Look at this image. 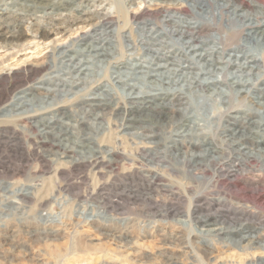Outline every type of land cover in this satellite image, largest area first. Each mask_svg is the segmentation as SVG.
<instances>
[{
  "label": "rangeland",
  "instance_id": "rangeland-1",
  "mask_svg": "<svg viewBox=\"0 0 264 264\" xmlns=\"http://www.w3.org/2000/svg\"><path fill=\"white\" fill-rule=\"evenodd\" d=\"M124 1L88 0L86 7L92 14L91 22L97 21L99 18L96 14H99L102 17L104 15L109 19L113 18V23L106 28L107 35L101 34L100 30L103 29L101 26L92 30L89 25L80 29L74 26V29L56 35L58 39L56 42L65 45L71 44L79 35L80 40L81 36H85L81 41L77 40V43L71 46L72 49L63 47L67 51L65 56L61 55V50H57L59 47L51 51L54 43L49 39L43 43L30 39L17 53L9 49V45L0 43V264H121L123 261H127L128 264H264V209H253L250 204H243V207L254 212L253 217H260L262 227L252 232V236L259 242L257 244L242 240L237 235L223 237L208 234L206 229L212 226L201 227L198 224L193 225L202 229L201 235H188L186 228L191 222L185 223L186 212L197 204L209 201L217 195L216 198L226 197L227 205H230L228 203L236 202L235 196L245 191L259 197L264 193V184L246 190L238 188L230 190L225 185L212 190L206 185L209 177L203 178L199 180L198 185L193 184L189 196L180 197L178 207L181 213L175 217L164 218L162 219L164 223H161L138 216L147 204L142 199L134 202V175L124 173L123 166L130 164L124 156L120 155L117 158L116 155L110 154L109 157L115 162L98 173H95L96 170L91 166L72 168L74 166L72 157L88 159L98 147L108 150L115 146L126 153L134 150V141H141L142 130L131 128L128 131H121L119 125L123 120L113 108L117 104L129 106L131 98L137 96V92L144 94L180 89L183 100L178 105L174 104L180 110L173 114L171 121L158 128L159 135L156 140L160 142L161 150H167L166 146L172 145L167 143L169 140L182 139L178 134L189 133L186 137H195L204 132L216 135L224 123V116L218 118L217 113L227 108L226 98L231 96L233 103L249 105L248 99L243 96L247 91L250 92L258 79L264 77V70L259 67L253 69L256 77L251 74L240 75L239 78H225V83L208 84L209 86L206 84L205 87L199 85L203 77L212 76L213 79L222 75L223 72L217 69L222 64H218L219 66L216 64L215 67L203 65L208 63V60H200L194 53H198L197 51L204 53V50H191L185 40L176 35V27L183 29L177 24H181L185 17L178 18L179 15L171 13L175 16L173 20L176 23L167 21L160 15L150 18L151 21L143 24L134 23L130 20ZM174 1L189 7L197 18L207 20H211L212 17L218 18L220 8L215 0L210 4L202 0L200 7L190 0ZM240 1L233 0L230 10L237 7ZM246 2L249 5H240L237 9L239 13L245 12L252 18L258 12L259 14L263 12L261 6L264 7V0ZM139 6L140 10L146 11L145 4L139 3ZM0 7L3 8V5L0 4ZM212 13L215 16H211ZM53 17L59 21H52V24L63 19V15H45L40 18L41 24H51ZM189 18L186 20L195 22V19ZM245 19L240 22L236 19L231 23L224 21V28L232 27L238 32H246L247 24L251 21ZM259 20L264 21L261 17ZM24 25L27 27L29 23L24 22ZM27 33L30 34V31ZM206 33L208 35L201 38L202 41H206L204 48L220 46L218 43L208 41L212 37L217 41L219 35L214 30L203 32ZM241 40L249 52L260 55L264 51L263 38L253 37L250 38L251 42L249 38L242 36ZM88 45L103 46L107 55L101 56L98 50H91ZM155 52H162L168 57L155 58ZM173 57L177 61L181 60L184 72L174 78L177 80L175 84L170 83L173 77L166 76L169 72L167 67L159 70L165 72L164 75H154L157 71L151 70L158 62L160 64L167 62L168 65ZM211 57L212 55L207 56ZM71 59L80 62L78 72L72 71ZM121 59L124 64L117 66L115 61ZM188 65L192 68H186ZM30 66L37 69L38 73L33 75L37 78L32 79L33 76H29L21 79L22 86L19 85V78L14 73ZM85 67L87 69H83ZM225 70L239 74L235 66L227 67ZM192 74L198 83L197 81L194 83ZM40 78L46 82L39 81ZM70 83L74 85L70 86ZM29 85L34 87L29 88ZM79 96L89 98L98 96L107 103L108 109L97 111L89 105L76 103L75 99ZM62 104L66 105L68 111L65 115L56 110ZM255 108L259 109L255 120L264 121V109L258 105H255ZM31 113L37 117L30 123L22 124L19 121V117ZM45 131L49 132L47 139L55 143L63 139L62 143L65 146L80 152L68 154L70 157L59 158V155L54 153L55 150L49 151L47 148L44 149L48 151L43 150L39 147V142L46 136ZM189 150L201 153L196 147ZM175 155H172L170 162L181 167L174 160L181 156L180 152L175 151ZM163 165L169 163L164 162ZM56 167H59V170L55 172ZM252 170L254 174L261 173L257 164ZM239 175V183L249 176L245 173ZM95 186L100 188L93 198L90 195ZM41 197L46 199V203L39 207L36 201ZM155 197L160 204L165 200L162 195ZM101 199L108 200L107 204L118 203L116 209L105 207L103 202H100ZM226 207L229 206H225L224 209ZM212 210L214 212L215 207ZM173 218L184 223H176Z\"/></svg>",
  "mask_w": 264,
  "mask_h": 264
},
{
  "label": "bare ground",
  "instance_id": "bare-ground-1",
  "mask_svg": "<svg viewBox=\"0 0 264 264\" xmlns=\"http://www.w3.org/2000/svg\"><path fill=\"white\" fill-rule=\"evenodd\" d=\"M190 1L196 4L197 7L202 5V0ZM215 1L220 8V11L218 12V18L216 19L212 17L211 20L197 18L191 9H189V7L178 2L176 3L174 0H125L124 2L126 10L130 15V20L134 21V23H146V21H151L150 18H154L157 15H160L161 17L166 18L167 21H171L173 23L175 22L173 20V17L175 16H172V14L179 15L178 18H180V16L185 17V20H182L181 24H177L182 26L184 30H181L175 26L176 35L183 38L191 50H204V53H202L203 51H200V53L199 51H197L198 53H194V56H199L200 60H208V63H202L203 65L207 67H215L216 64H222L221 67L217 69L221 70L223 74L220 76L215 75L217 78L212 79V76L203 77L202 83H198V80H195V75L197 73H195V75L192 74L195 80L194 83L197 81L199 85L201 84L203 87H205L204 85L206 84V86H209L208 84H218L220 82L225 83V78L227 77L239 78L240 75L250 74L254 76L255 74L253 73V69H257L259 67L263 68L264 70V51L260 55H257L256 53L254 54L246 50L245 46L241 43V41H243L241 40L242 36H244L246 39L249 38V40L253 37L256 39H264V21L259 20V17L264 19V7L261 6L263 8V12H261V14L258 12L255 17L249 18L245 12L243 14L242 12L239 13L237 11L240 5H249L246 0H241L239 3H237V7L231 10L230 8L233 5V0ZM0 2V4L3 5V8L0 7V43L9 45V49L14 50L16 53L19 52L21 50L20 47L26 45L30 39L36 40L37 42L39 41L40 43H43L44 40L49 39L51 43H54L51 51H54L56 47H59L57 50H61V55L65 56L67 55V51L64 50L65 48L63 47L67 46L66 49H72L71 46L77 43V40H80V35L73 39L69 45L57 43L56 41L58 39H56V35L62 34L66 32V30H71L74 26L76 29H80L86 25L92 27V30L96 29L97 26H101L103 28L100 30L101 34L107 35L106 28L110 27L109 24L113 23V18L109 19L104 17V15L102 17L99 14H96L98 15L99 19L95 22H91L92 14L86 7L88 0H3V2L0 0ZM206 2L207 4H210L213 2V0H206ZM139 3L145 4V8H147L145 12L140 10ZM82 4L85 5L82 6ZM45 15H63V19L61 20L62 24H59L61 22L52 24V21H59L56 17L51 19V24H41L40 18L44 17ZM211 16H215L214 13H212ZM186 18L195 19V22H189L186 20ZM245 18L251 21L249 24H247L248 30L246 32H238L233 30L234 28L232 29V27L228 29L224 28V21L231 23L233 20L238 19L240 22L246 20ZM24 22H28L29 26L25 27ZM191 23H193V25H191ZM55 24L56 26H54ZM28 30L30 31V34L27 33ZM205 30H214L219 35L217 41L215 39L213 40V37L208 41L214 44L218 43L220 46L216 47V45H212L207 48L203 47L206 44V41H202L201 38L203 35H208L207 33L203 34ZM84 37V35L81 36V40L84 39ZM99 39L101 40V38ZM88 48H91V50L94 51L98 50V53L101 54V56L107 55L106 48L103 46L90 47V45H88ZM155 53V58L166 59L168 57L162 52ZM208 55H212V57L207 58ZM72 59H74V57H72ZM72 59V71L78 72L80 70V62H75ZM180 61L175 60L173 57L168 62V65H166L167 62L163 64L156 62V66L151 68V70L157 71L154 75H164L165 72H161L159 70L161 68L167 67L169 72L166 73V76L167 78L173 77L171 78L170 83L175 84L177 80H174V78L184 74L183 68H181L182 63ZM194 61L195 59L193 62ZM115 63L117 66L124 64L122 59L115 61ZM230 66H235L236 72H239V74L236 75L233 71L225 72V69ZM193 67L196 66L193 65ZM186 68H192V66L188 65ZM83 69L87 68L85 67ZM245 69H247V71ZM37 73V69H34L32 66H30L23 70H17L14 74L17 78H19L18 83L22 86L21 79L36 75ZM219 77H221V79H218ZM35 78H37V76L32 77V79ZM38 80L43 83L46 82V80L43 78ZM72 84L73 83H70L69 85L73 86L74 84ZM28 87L31 88L34 86L29 85ZM95 87L99 88L98 86ZM95 87L93 89H95ZM68 90L70 91V89ZM233 91L235 92V90ZM139 94L140 93L137 92V96L131 98L132 102L129 106L117 104L113 108V111L118 112L121 116V119L123 120L122 123H120L121 125H119L121 126V131H128V129L131 128L142 130L141 141H134V150H131L130 152L127 151L128 153H126L124 151L118 150L115 146H112L108 150L98 147L94 151L93 155L88 159H77L72 157V165H74L72 168L76 169V167L79 166H91L94 168V170H96L94 172L98 173L102 172L104 167H109L111 165L110 163L115 162L113 158L109 157L110 154L116 155L117 158L120 155L124 156L126 160L130 161L129 166L124 167L122 165L124 173L128 175H134V202L142 199L147 204L144 209H141L138 216L144 218L147 217L153 222L161 223H164L162 222V219L170 216L175 217L181 213L180 208L178 207V201L180 200V197L188 195L193 188V184L196 183L195 185H198L199 180H202L203 178L209 177L206 185L212 188V190L224 185L230 190L233 188L246 190L252 186L257 187L264 184V121L255 120V117H258L256 114L259 113V107L255 108V105H258L261 109H264V77L258 79L257 84L252 85L250 92L247 91L243 96V98L245 97L248 99L247 103H249V105L245 106L244 104L242 106L241 104H235L232 102V99L230 98L231 96L226 98L227 100L225 102L227 103V108H224L223 112L219 111L217 113L218 118H222V116H224V123L221 124V127L219 128L216 135H210L204 132L202 134L195 135V137H186L189 133H185L183 135L178 134V136H181L182 139L169 140L167 143L172 144L166 146L169 150H161L162 148L160 146V142H157L158 140L156 139L159 135V126L171 121L170 119H172L173 114L180 110V108H176V106H174L175 103L178 105L180 104V101L183 100L180 89H174L173 91L169 92L158 91L154 93ZM75 102H80L87 106L89 105L97 111H104L108 109L107 103L98 96L90 98L79 96L76 97ZM2 109H4V107ZM56 110L61 115H65L66 112H68L66 111L65 104L60 105L58 108H56ZM36 117V114L31 113V115L22 116L18 119L21 121V123H30V121ZM15 118H17V116ZM48 133L49 132H46L44 139L39 142V147H42L43 150H55L54 153L59 155V158L60 156L70 157L68 154H76L77 152H80L70 148L69 146H65L64 143H62L63 139L61 141L56 139V143L52 142L53 140L47 139ZM121 143H123V141H121ZM194 147H196L201 153H195L189 150ZM44 148H47L48 150ZM171 151L172 153H170ZM175 151L180 152L181 156L175 158L174 160L178 162L177 164L181 165V167L175 166L170 162V158H173L172 155H175ZM170 154L172 155L170 156ZM164 162H168L169 165H163ZM256 164L260 167L261 173L259 174H254V170H252L253 166ZM58 170L59 167L54 169L55 172ZM241 173H245L249 176L246 178V180H242L241 183H239L238 179L240 176L239 174ZM99 188V186H95V188L93 187L90 197H93L94 194L98 193ZM157 195H162L165 199L161 204L155 199V196ZM216 197H212V199L209 201L205 199L206 201L204 200V203L202 202L197 204L195 207L190 206L191 208H189L186 212L187 221H185V223L188 222V224L191 222V224H189L186 228L188 235H201L202 229L200 230L193 225L198 224L201 227L212 226V228L206 229V233L208 234L215 236L222 235L223 237L237 235L242 240H248L253 244L259 243L256 237L252 236V232L257 230L259 227H262L260 226V217H253L254 212L246 209V207H243V204L248 203L251 207H253V209H264V193H262L259 197H256L254 194L245 191L242 194L235 196L236 202L228 203L230 205H227L226 197ZM45 200L41 197L36 201V205L39 207L42 205L44 206L46 203ZM107 201L108 200L103 199L100 200L101 203L103 202L102 204L105 207H110L112 210L116 209L118 203L107 204ZM225 206L229 207L224 209ZM214 207L215 211L213 212L212 209ZM174 221L179 224L184 223L182 220L174 219ZM121 264L128 263L127 261H123Z\"/></svg>",
  "mask_w": 264,
  "mask_h": 264
}]
</instances>
